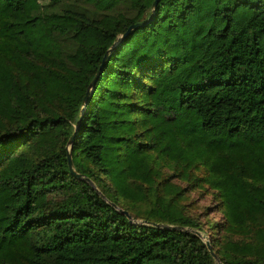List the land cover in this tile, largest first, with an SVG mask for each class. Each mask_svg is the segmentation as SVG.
<instances>
[{
  "label": "trees",
  "instance_id": "16d2710c",
  "mask_svg": "<svg viewBox=\"0 0 264 264\" xmlns=\"http://www.w3.org/2000/svg\"><path fill=\"white\" fill-rule=\"evenodd\" d=\"M153 1L0 0V264H264V0Z\"/></svg>",
  "mask_w": 264,
  "mask_h": 264
},
{
  "label": "water",
  "instance_id": "95a60500",
  "mask_svg": "<svg viewBox=\"0 0 264 264\" xmlns=\"http://www.w3.org/2000/svg\"><path fill=\"white\" fill-rule=\"evenodd\" d=\"M159 0H154L153 3H152V8H154L156 6V4L158 3ZM139 24H135V25H132L130 26L127 31L122 35V37H124L128 32L129 30L132 28V27H136L138 26ZM110 49L107 50V52L105 53V55L103 56L102 58V61H101V64L99 65V68L98 70L96 71L94 77L92 78L90 84H89V88H92L94 85H95V82L99 76V74L101 73L102 71V67H103V64L105 62V59H106V56H107V53L109 52ZM88 94V93H87ZM87 94L85 95V97L83 98V103L87 100ZM73 136H71L70 140H69V143H68V152H67V160H68V166H69V169L71 171L72 174H74L76 177L78 178H83L86 182H88L91 186H93V184L91 183V181L88 179V178H85V177H82L80 174L76 173L75 170H74V167H73V163H72V160H71V154H70V146H71V142L73 140ZM102 198L105 199V197L101 194ZM106 200V199H105ZM113 206H115V204L112 203ZM121 213H124L131 221H132V218H131V215L127 212V211H124V210H119ZM137 223H146L145 221H136ZM151 225H154V226H158V227H166V228H173V229H180V230H186V231H192L194 233H196L198 236H201V233L197 232V231H194L192 230L191 228H186V227H183V226H172V225H167V224H160V223H150ZM205 244L207 246V249L208 251L210 252V254L215 258L217 259L216 255L214 254L213 250H212V247H211V244L209 241H205Z\"/></svg>",
  "mask_w": 264,
  "mask_h": 264
},
{
  "label": "rangeland",
  "instance_id": "374dc122",
  "mask_svg": "<svg viewBox=\"0 0 264 264\" xmlns=\"http://www.w3.org/2000/svg\"><path fill=\"white\" fill-rule=\"evenodd\" d=\"M191 198L195 199V201L198 200V202L196 204L190 205L191 211H193V213H199V212L202 213L204 205H207V206L211 205V202H210L211 199L209 197H206L204 199H200V197H198L195 192L191 194ZM213 204H214V202H212V205ZM212 209H214V207L210 208V211H211V214L209 215L210 219L209 218H207V219L210 221L219 220L220 215H221L220 212L212 211ZM201 236H202V239L204 242L210 240L209 236L205 233H201Z\"/></svg>",
  "mask_w": 264,
  "mask_h": 264
}]
</instances>
